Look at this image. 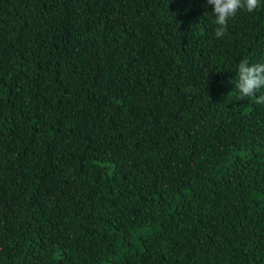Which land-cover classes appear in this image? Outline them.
<instances>
[{
    "label": "trees",
    "instance_id": "16d2710c",
    "mask_svg": "<svg viewBox=\"0 0 264 264\" xmlns=\"http://www.w3.org/2000/svg\"><path fill=\"white\" fill-rule=\"evenodd\" d=\"M0 0V264H264V0Z\"/></svg>",
    "mask_w": 264,
    "mask_h": 264
},
{
    "label": "clouds",
    "instance_id": "9594fccd",
    "mask_svg": "<svg viewBox=\"0 0 264 264\" xmlns=\"http://www.w3.org/2000/svg\"><path fill=\"white\" fill-rule=\"evenodd\" d=\"M207 4L213 6L216 25L214 35L223 39L228 31L229 20L235 18L242 9L248 13L254 12L260 7V0H207ZM237 89L241 100L254 97L264 89V63L250 64L248 59L241 60L238 64ZM256 102L264 104V96H258Z\"/></svg>",
    "mask_w": 264,
    "mask_h": 264
}]
</instances>
